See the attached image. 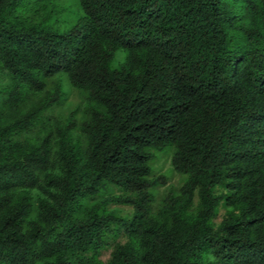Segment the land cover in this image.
Instances as JSON below:
<instances>
[{"label":"trees","instance_id":"obj_1","mask_svg":"<svg viewBox=\"0 0 264 264\" xmlns=\"http://www.w3.org/2000/svg\"><path fill=\"white\" fill-rule=\"evenodd\" d=\"M0 264H264V0H0Z\"/></svg>","mask_w":264,"mask_h":264},{"label":"rangeland","instance_id":"obj_2","mask_svg":"<svg viewBox=\"0 0 264 264\" xmlns=\"http://www.w3.org/2000/svg\"><path fill=\"white\" fill-rule=\"evenodd\" d=\"M76 10H77L76 6H72L70 8V11H76ZM62 19H64V17L61 18V20ZM66 90L69 92V96H68V100L64 106L65 108L63 109V112H68L69 109L74 108L75 106L79 105L81 102V99H80L78 92H76L74 90H70V89H68V87H66ZM171 156H172L171 151H165V152L157 153L156 158H155L153 165H152L153 170H154L156 175H162L168 180L167 184L162 185L158 189L157 192H158L159 197H162L164 195V193L168 187L173 188V189H177L180 186V184L183 182V179H184L182 176H180L179 174H177L176 172H174L172 170ZM119 209L123 214L128 212V210H126V209H122V208H119Z\"/></svg>","mask_w":264,"mask_h":264}]
</instances>
